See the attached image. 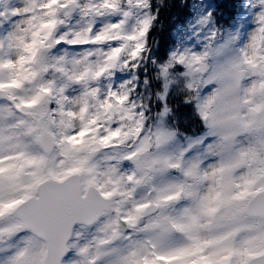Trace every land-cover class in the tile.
I'll return each instance as SVG.
<instances>
[{"label": "snow or ice", "instance_id": "snow-or-ice-1", "mask_svg": "<svg viewBox=\"0 0 264 264\" xmlns=\"http://www.w3.org/2000/svg\"><path fill=\"white\" fill-rule=\"evenodd\" d=\"M218 7L0 0V264H264V0Z\"/></svg>", "mask_w": 264, "mask_h": 264}, {"label": "trees", "instance_id": "trees-1", "mask_svg": "<svg viewBox=\"0 0 264 264\" xmlns=\"http://www.w3.org/2000/svg\"><path fill=\"white\" fill-rule=\"evenodd\" d=\"M231 0H220L218 6L220 11L223 14H228V12L231 10ZM173 12H175V9H173Z\"/></svg>", "mask_w": 264, "mask_h": 264}, {"label": "rangeland", "instance_id": "rangeland-1", "mask_svg": "<svg viewBox=\"0 0 264 264\" xmlns=\"http://www.w3.org/2000/svg\"><path fill=\"white\" fill-rule=\"evenodd\" d=\"M210 2H212V3L216 4V5H218L219 2H220V0H210ZM233 2H234V0H231V4H232ZM218 12H220L219 7H218ZM224 15H225V17L227 16V14H224Z\"/></svg>", "mask_w": 264, "mask_h": 264}]
</instances>
